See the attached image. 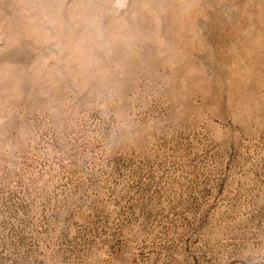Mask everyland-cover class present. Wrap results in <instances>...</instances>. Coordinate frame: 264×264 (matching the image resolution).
<instances>
[{"label": "rangeland", "instance_id": "rangeland-1", "mask_svg": "<svg viewBox=\"0 0 264 264\" xmlns=\"http://www.w3.org/2000/svg\"><path fill=\"white\" fill-rule=\"evenodd\" d=\"M0 264H264V0H0Z\"/></svg>", "mask_w": 264, "mask_h": 264}]
</instances>
